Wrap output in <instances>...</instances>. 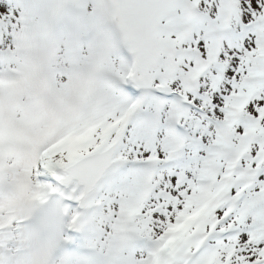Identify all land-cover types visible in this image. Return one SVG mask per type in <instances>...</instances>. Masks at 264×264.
Returning a JSON list of instances; mask_svg holds the SVG:
<instances>
[{
    "label": "snow or ice",
    "instance_id": "obj_1",
    "mask_svg": "<svg viewBox=\"0 0 264 264\" xmlns=\"http://www.w3.org/2000/svg\"><path fill=\"white\" fill-rule=\"evenodd\" d=\"M0 264H264V0H0Z\"/></svg>",
    "mask_w": 264,
    "mask_h": 264
}]
</instances>
